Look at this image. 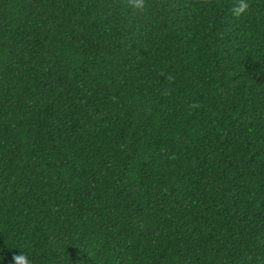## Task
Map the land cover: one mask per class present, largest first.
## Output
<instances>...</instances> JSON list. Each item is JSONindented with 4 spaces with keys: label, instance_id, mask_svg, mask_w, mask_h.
Instances as JSON below:
<instances>
[{
    "label": "trees",
    "instance_id": "16d2710c",
    "mask_svg": "<svg viewBox=\"0 0 264 264\" xmlns=\"http://www.w3.org/2000/svg\"><path fill=\"white\" fill-rule=\"evenodd\" d=\"M0 0V264H264V0Z\"/></svg>",
    "mask_w": 264,
    "mask_h": 264
},
{
    "label": "clouds",
    "instance_id": "9594fccd",
    "mask_svg": "<svg viewBox=\"0 0 264 264\" xmlns=\"http://www.w3.org/2000/svg\"><path fill=\"white\" fill-rule=\"evenodd\" d=\"M136 12L146 13L148 5L145 0H128L126 5ZM249 8V0H233L230 8L231 15L238 16L246 13ZM13 264H32L24 252H15L12 254Z\"/></svg>",
    "mask_w": 264,
    "mask_h": 264
}]
</instances>
